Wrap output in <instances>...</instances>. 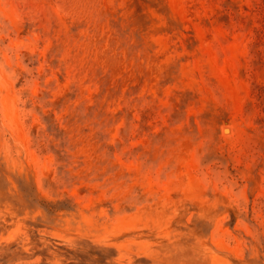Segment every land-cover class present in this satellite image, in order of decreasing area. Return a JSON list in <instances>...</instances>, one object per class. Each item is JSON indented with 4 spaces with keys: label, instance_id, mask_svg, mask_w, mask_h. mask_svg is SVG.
<instances>
[{
    "label": "rangeland",
    "instance_id": "obj_1",
    "mask_svg": "<svg viewBox=\"0 0 264 264\" xmlns=\"http://www.w3.org/2000/svg\"><path fill=\"white\" fill-rule=\"evenodd\" d=\"M0 264H264V0H0Z\"/></svg>",
    "mask_w": 264,
    "mask_h": 264
},
{
    "label": "bare ground",
    "instance_id": "obj_2",
    "mask_svg": "<svg viewBox=\"0 0 264 264\" xmlns=\"http://www.w3.org/2000/svg\"><path fill=\"white\" fill-rule=\"evenodd\" d=\"M223 130H224V129H223ZM228 132H229V131H227V133H226V134H228ZM224 134H225V133H224Z\"/></svg>",
    "mask_w": 264,
    "mask_h": 264
}]
</instances>
